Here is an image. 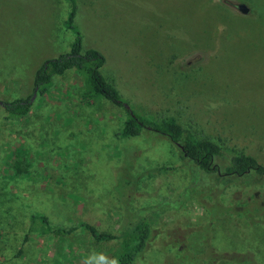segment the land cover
Wrapping results in <instances>:
<instances>
[{"label": "rangeland", "instance_id": "374dc122", "mask_svg": "<svg viewBox=\"0 0 264 264\" xmlns=\"http://www.w3.org/2000/svg\"><path fill=\"white\" fill-rule=\"evenodd\" d=\"M66 12V0H0V101L31 96L36 69L68 50ZM74 24L136 112L264 164V0H77ZM85 88L69 69L27 116L0 104V264H110L121 240L78 223L118 235L142 216L151 237L133 264H236L231 252L264 264V222L232 213L264 212V183H219L161 135L119 139L125 110ZM39 216L73 230L46 233Z\"/></svg>", "mask_w": 264, "mask_h": 264}, {"label": "trees", "instance_id": "16d2710c", "mask_svg": "<svg viewBox=\"0 0 264 264\" xmlns=\"http://www.w3.org/2000/svg\"><path fill=\"white\" fill-rule=\"evenodd\" d=\"M66 2L67 12L63 25L73 33V39L69 42L67 51L56 57L45 59L36 69L33 77L36 94L45 95L54 78L59 77L69 69H75L82 72L85 77V93L88 96L103 98L125 110V119L115 134L119 139L130 141L142 137L144 132L161 135L178 146L181 160L191 162L190 164L205 174L214 175L219 183L224 185L240 181L243 184L264 183V164L260 163L253 155L236 152L225 157V149L220 144L209 138L196 137L175 116L168 115L151 119L136 112L102 73L101 69L105 63L104 55L95 48L83 50L82 35L74 24L77 0H66ZM31 96L24 99L16 98L0 101L4 111L3 118L20 119L27 116L34 105V101L30 99ZM218 158H226V160L223 161L224 163L219 164L217 162ZM159 168L167 170L166 166ZM236 193H238L237 189ZM231 200L235 202L236 197H232ZM243 200L247 204L257 201L254 193L246 194ZM236 206L240 205L233 206L234 211L232 213L235 215L242 213L251 222H264V212L244 205L241 206L244 208L239 210ZM36 218H39L42 222L43 230L46 233L69 234L73 230V228L65 227L52 229L46 216ZM78 226L86 229L96 242L109 241L114 238L121 240L119 250L110 264H133L136 258L145 251L152 230L151 224L145 216L140 217L135 222L126 224L118 235L99 231L96 226L85 221L79 222ZM224 256L230 262L236 264H257L254 256L250 253L231 252Z\"/></svg>", "mask_w": 264, "mask_h": 264}, {"label": "water", "instance_id": "95a60500", "mask_svg": "<svg viewBox=\"0 0 264 264\" xmlns=\"http://www.w3.org/2000/svg\"><path fill=\"white\" fill-rule=\"evenodd\" d=\"M237 8H238L239 11H241V12L244 13V14L248 13V7H247L244 3H239V4L237 5ZM35 95H36V92L34 91V93L32 94V96H31V98H30L31 101L34 99ZM127 107H128V106H127Z\"/></svg>", "mask_w": 264, "mask_h": 264}]
</instances>
